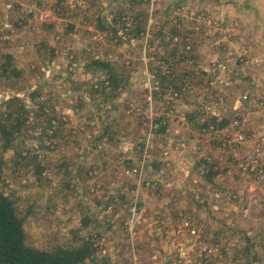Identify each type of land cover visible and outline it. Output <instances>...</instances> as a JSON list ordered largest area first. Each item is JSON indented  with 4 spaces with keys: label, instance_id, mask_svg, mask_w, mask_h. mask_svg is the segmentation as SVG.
<instances>
[{
    "label": "rangeland",
    "instance_id": "1",
    "mask_svg": "<svg viewBox=\"0 0 264 264\" xmlns=\"http://www.w3.org/2000/svg\"><path fill=\"white\" fill-rule=\"evenodd\" d=\"M11 99L0 193L29 247L264 264V0H0V122Z\"/></svg>",
    "mask_w": 264,
    "mask_h": 264
},
{
    "label": "trees",
    "instance_id": "2",
    "mask_svg": "<svg viewBox=\"0 0 264 264\" xmlns=\"http://www.w3.org/2000/svg\"><path fill=\"white\" fill-rule=\"evenodd\" d=\"M92 66L106 71L107 81L112 82L108 87L113 92L110 96L114 97L120 94L124 85L119 86L121 80L118 79L111 66L101 61H94ZM3 72L7 74L6 70ZM9 74L14 79L20 78V72L16 68L10 69ZM9 104L13 105L12 108L10 107L11 112L0 122V138L3 141L4 149L11 146L10 143L12 144L25 121L23 118L24 105L21 101L11 99ZM215 121L216 118H212V122ZM226 125L227 121L222 120L219 128ZM39 174H41L40 171ZM17 213L14 202L0 193V264H82L91 257L92 249L90 245L86 244L70 249L58 247L53 252L29 247L26 244L23 220L19 218Z\"/></svg>",
    "mask_w": 264,
    "mask_h": 264
}]
</instances>
